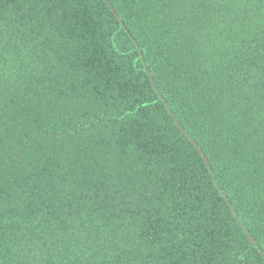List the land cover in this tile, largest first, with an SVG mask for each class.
<instances>
[{
	"label": "trees",
	"instance_id": "obj_1",
	"mask_svg": "<svg viewBox=\"0 0 264 264\" xmlns=\"http://www.w3.org/2000/svg\"><path fill=\"white\" fill-rule=\"evenodd\" d=\"M248 235L264 0H0V264H264Z\"/></svg>",
	"mask_w": 264,
	"mask_h": 264
},
{
	"label": "water",
	"instance_id": "obj_2",
	"mask_svg": "<svg viewBox=\"0 0 264 264\" xmlns=\"http://www.w3.org/2000/svg\"><path fill=\"white\" fill-rule=\"evenodd\" d=\"M176 125H177V127L180 130H182L181 127H180V125L178 123H176ZM188 139L194 144V141L190 137H188ZM194 146L196 147L197 151L201 155V157H202L203 161L205 162L206 166L209 168V164H208V162H207V160H206L203 152L197 147L196 144H194ZM209 170H210V168H209ZM211 176L213 177L212 172H211ZM213 179H214V177H213ZM216 188L219 189L218 184H216ZM230 209L232 210V213H233L234 217L237 218L236 212L232 209V207H230ZM248 238L251 241L252 247H255L257 249V251L259 252V254L262 255V257L264 258V253L261 251V249L259 248V246L256 243V241L250 235H248Z\"/></svg>",
	"mask_w": 264,
	"mask_h": 264
}]
</instances>
